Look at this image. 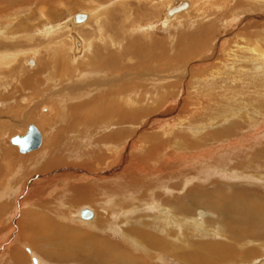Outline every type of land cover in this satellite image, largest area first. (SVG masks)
Instances as JSON below:
<instances>
[{
    "label": "rangeland",
    "instance_id": "obj_1",
    "mask_svg": "<svg viewBox=\"0 0 264 264\" xmlns=\"http://www.w3.org/2000/svg\"><path fill=\"white\" fill-rule=\"evenodd\" d=\"M179 1H188L192 4L191 7L194 6L186 10L187 12H183L184 14L181 13L177 15L176 18L167 23L166 16L168 10ZM228 1H230L232 5L235 3L234 1H236V4L238 1V4H241V2L254 3L260 7L258 10L254 11H240L238 9L240 13H235V16L231 15V17L243 20L244 23H241V26L238 24L235 27H231L230 24L235 25L236 22L231 23V18L229 19L227 7H231L232 5L229 4L230 2ZM4 5L7 4H0V9L3 10V12L0 13V57H6L11 64H0V85L2 86H0V97L2 94L4 96V92L6 91H12V97H10V102L7 100L5 103L8 108L6 109V113H3L5 112V108L0 111V128L4 126L9 128L4 134H2V130L0 129V147L2 142L5 148L12 151V156L16 157V160H20L19 162L16 161V169H20V171L18 170L16 172V181L21 180L19 179L21 176L26 179L25 181H21V183L34 179L33 177L36 175L39 179H34V182L30 181L29 189L21 198L17 199V209L15 210L17 214L15 216L17 222L16 229H18L12 234V229L7 227L9 224L7 220L9 218L5 220V215L3 216L4 218L2 217L0 220L2 224L0 228L6 230L0 234V264H5L3 261L7 262L13 260H18L20 264H34V258L37 259V264H85L80 262L79 259L78 261L76 257H70L69 259L60 257L65 251L68 252L69 250L72 252L71 255L73 253L78 254V258H88L90 261H88L89 264H94V262L97 261L93 259V257H95L94 251L96 250V246L101 247L102 243L122 245L124 252L128 254L127 258H131L136 262L140 260L139 262L143 264H185L186 260H189V263H191L190 260H192L199 264H218L223 260V264H264V216L256 220L257 210H255V220L253 221V217L242 216L238 213L240 212L239 208L243 207V205L239 203H236V206L228 204L226 213L230 211L231 214H233L231 217L236 218V223L233 224L231 220H224L223 215L218 210H213L205 205V200L203 201L199 197L202 191H214L216 188L215 190L226 194L224 198H228L230 195L232 198L234 193L235 195H239L243 193L251 194L250 192H252V194L254 193L258 198V204L264 201V178H260L261 175L264 176V167H261L264 165V86H258L250 79L252 76L251 73L255 72L263 63L260 54L262 53L263 55L264 53V43L262 45V43L256 40L261 33L264 35V32H262L264 29L259 27V29L257 27L254 29L245 28L249 22H252L250 20L251 16H260L261 20L264 22V0H54L49 2V4H42L40 0H18V3L16 2L12 6H5V8H2ZM43 7L48 9V11L52 10L54 12V10H56L57 14L59 13L56 18H52L53 20L50 19L48 21V25H57L59 27V32H63L64 30L63 41L67 43L68 48H71V46L73 47V38L76 36L79 40L85 39V41H87L88 45H90L88 49L92 53H94L95 50L99 52H105V50H109L106 52L114 53L124 52L122 53L123 58L118 60V63H112L115 69L116 65L119 69H125L126 73L123 77H121V79L119 78L117 81L114 77H111L110 73H106L108 77L104 75H95L101 70V67L95 65L96 67L93 70L94 73L87 74L84 80L89 83L94 81V83L97 84H94V87L92 86L93 88L83 84V88L79 91L78 89L68 88L69 86H67V84L61 85V88H58V80H56V82H49L51 80L47 78L49 77L48 73H52V71L49 72L48 69H44L42 72L43 74L37 73L35 77L33 74L37 69L42 68L43 64L49 61V64L52 63L53 68V62L56 60L55 48L53 46L49 47V45H53L54 37L45 34L46 30H48L51 25L44 26L45 28L43 27V29V21L39 17V10ZM192 9H194L195 12ZM225 10L226 14H224ZM202 11H204V13ZM79 13H85L87 19L81 24H74L72 18ZM244 18H249V20L246 21ZM68 23L72 25L69 26ZM102 24L104 26H101ZM133 28L135 31L132 30ZM260 29L262 31H260ZM219 46H222V48ZM76 48L78 47L76 46ZM23 49L25 51L22 52ZM244 49H247L245 51L246 53ZM72 50L71 48L70 54L72 59L70 62H65L68 68L75 67L74 65L76 64L74 62L77 61ZM89 51H85L86 55L85 58H82L83 60H81V63L91 62L97 64L99 61L98 55L89 54ZM182 53L183 55H187L184 57ZM221 53L223 55H232V57H222ZM178 55L180 57H178ZM234 55H238V59L237 57L235 59V57H233ZM188 56L192 58L189 59ZM248 57L259 59H255L256 61H254L250 60L251 58L249 59ZM233 60H240L239 63H241L239 64L237 63L238 61ZM31 61L34 62V66H31ZM226 61L230 64L232 61V66ZM254 62L256 65L259 64L256 66L253 64ZM233 64L235 65V69H231V67L234 66ZM61 65L63 66V63H61L60 66ZM254 66H256L255 69ZM233 70L236 76L233 75ZM236 72L242 75L239 76ZM248 73L250 74V82H248V77L245 76ZM32 78L33 80L34 78L38 79L33 81ZM82 78L80 79L79 77V83H82L80 82ZM113 79H115L117 83ZM234 79L237 82H235ZM10 80L14 81L12 82ZM1 81H3V83ZM29 81L32 82L30 83ZM239 81L241 82L239 83ZM35 82L37 84L38 82L42 83L38 87V90H36L38 85ZM23 84H28L30 86H28L26 90H23ZM115 84L118 85L115 86ZM225 84L227 85L225 86ZM47 87H52V89L42 97L38 96L41 94L40 92L45 91ZM165 87L167 88L165 89ZM77 88H79V86H77ZM119 88L122 89L121 95H123L126 100L124 103L128 117H134V114H138V111L139 113L140 111L141 113L145 112L148 110L146 107L153 108L156 106L155 111L151 113L152 115L146 116L144 118L145 120L143 119L141 123L138 122L136 125V122L134 120L131 122L130 119L129 122L126 123L125 135H123V137L124 139L126 138L125 145H131V148H129L126 166H123L122 174L124 175V179L119 176L118 172L110 171L109 167L107 169L109 170L108 173L101 174V169H98L93 163H96L94 160L100 158V156L106 155L107 152L117 151V149H112L110 146L103 145L101 147L97 144L100 135H108L115 132V125L113 127L110 126L111 128L109 126H101L96 130L93 129V133L94 130L96 131L93 135L96 140H92L91 143L95 141L97 147L91 148V155L95 156V158L93 162H88L91 165V167H88L90 170H93L92 172L88 171V167L85 164H76V166L68 164L61 165L59 166L60 168L49 171L44 175H39L38 173H36V175L33 174L40 161L43 162L45 159L49 160L50 157L46 152L61 146L63 147L61 148L62 150L66 149V146L62 144L67 143V139L60 135H62V133L65 134L64 129L67 124H69L67 121L73 106L87 103L91 105L89 111L94 116L96 114L98 115L101 109L106 107V105L115 106L120 103L118 100H114L98 106L99 104H94L92 99L100 96V91H104V89H108L116 94ZM238 90L240 92H238ZM210 91L212 94L209 93ZM80 92H82V95H80ZM35 96H37V98ZM127 100L129 103H127ZM5 104L2 103V99H0V109L4 107ZM251 105L252 107H250ZM70 107L72 109H69ZM260 108L261 113L259 112ZM81 113L83 115L86 112L81 110ZM60 114L65 117L63 116L62 119H59L58 117ZM41 117H43V120ZM40 119L42 121H40ZM191 122L193 124H191ZM30 124L34 125L42 134V144L38 150L22 154L19 148L12 144L11 140L15 136L26 134ZM254 127H258L259 129L256 130L261 129L262 132L259 133L260 135L257 134L253 142L249 141L248 144H245L243 147L244 154L240 156L241 158L239 157L240 160L236 159V167L233 163L228 161L223 164V166L228 168L224 176L220 172L216 173L213 171L215 169L214 167H217L215 166V161L211 160L210 164L213 163L214 165H208L209 168L206 167V165L201 166L202 164L199 166L202 160H200L197 155L193 156L194 151H198L200 148L204 149L203 147L211 148L214 142L220 141L226 143L234 139L238 140L245 137L247 135L245 133L254 130ZM222 131H228V133H225L227 136L224 134L225 136L223 139L221 138L219 141L213 140V143L211 141H207V143L204 142L199 149H181L182 145L186 142H193L194 140L199 141L202 138L204 139L205 135L207 136L209 133L208 136ZM224 139L228 140H225V142ZM79 142H81V140H79ZM77 143L78 142H75V140L71 141V148L69 151L71 154L67 153V150L64 151L66 152L64 153L65 158H69V155H72L70 158H77H69L67 159V163L80 162L78 160L80 150L77 148ZM151 147L155 149L159 147L157 150L158 152L160 151V155L165 148L162 154H165L166 151L174 157L165 155L170 156L171 159L173 158L170 160L174 161L170 162V165H172L170 167L174 169L173 174H162L165 169L158 157L150 158L149 161L147 159H142L141 164L135 160L136 157L143 158L145 154H147L146 151ZM172 152H174L175 155ZM182 152L183 155H181ZM185 152H189L192 156L189 153H187V155ZM177 153L181 155V157L178 156ZM254 156H256L257 159H255ZM31 158H33V161L29 160L25 162V159ZM251 158H254V162L258 165L259 169L254 168L252 169L253 171L249 172L248 168L250 162H252ZM143 162L144 164H142ZM151 162L157 164L156 170L151 166ZM145 164H147L146 169H139L141 167L140 165L144 166ZM149 166L152 167L153 170H147ZM22 167L29 173L23 174L24 171L21 170ZM229 168L233 171L236 169V173L235 171L234 173L230 171ZM175 169L179 170L175 171ZM41 170L37 172H42ZM56 170L57 172H55ZM65 170H74L77 172L72 173L70 171L68 173ZM208 170H210V172H206ZM219 174H221V176H219ZM235 174H237L238 179ZM23 175H28V178ZM258 175L260 176L255 177ZM245 178L248 179V182ZM190 179L194 181L192 182ZM21 183L18 182V184ZM79 185H86V188L91 186L97 188L94 192L90 191V198L85 203L75 200L72 192H70L74 186ZM120 185H124V188H127V190L123 192L124 194L116 189L120 187ZM104 187L108 189L114 187V189L108 191V189H104ZM188 190H190L189 194ZM17 194L20 195L17 192L14 198L18 196ZM14 198L10 200H7L8 198H0V208L3 207L6 201L10 202L11 207V201L13 200L12 202H14ZM192 200L197 203H193ZM152 201L159 202L158 205L164 208L168 207L166 209L169 213H166V215H170L175 221L170 228L165 225L163 226L161 222L156 219L158 217L157 210L147 207L149 204L150 206L152 205ZM245 201H247L246 198L242 200V203ZM178 202L179 204H177ZM220 203L223 205L227 204L224 199L220 200ZM180 205L181 207L190 206V208H188L189 210H187V208L183 210L180 208ZM10 207L9 209H11ZM83 207L92 208L96 212V219L101 221V223L98 220L92 221L93 224L91 222H81L84 220L80 219L79 211L81 210L80 208ZM176 208H178V210ZM150 209H152V211ZM199 209L207 213L202 221L204 230H198L195 227L197 226L195 220H198L196 210ZM27 211L29 212L28 214L32 215L33 213L31 218L34 223L36 222L35 225H32V227L28 229L19 225L20 220H25L22 216ZM111 211H114L115 214H111ZM174 215H176V217ZM34 216L35 218H33ZM41 218L44 220L48 219V223L45 222L43 225H40L39 219ZM29 222L32 224L31 221ZM55 226L63 227V229L61 230L59 228L58 230ZM242 230H245V233ZM137 231H142L154 236L157 240L171 247V249L179 252L178 254H180V256L182 254L183 256L181 257L186 256V260H181V258L173 255V250L171 253H166L164 250L160 251L159 249L152 250L148 248V246L134 235V232ZM230 231H236V236L238 237L236 238V242L232 240L229 241L227 234L231 233ZM253 234L255 236L257 234V237H259L260 240L258 239V242L253 241ZM245 237L247 238L244 239ZM93 239L101 241L100 245ZM7 240H10V242ZM209 243L225 245L226 247L221 251V256L223 252L224 257L222 258L220 255L214 254L210 255L211 257L207 255V257L204 258L203 255L206 254L205 250L194 246ZM49 245H51V247ZM209 258L211 259L210 261H208Z\"/></svg>",
    "mask_w": 264,
    "mask_h": 264
},
{
    "label": "bare ground",
    "instance_id": "obj_2",
    "mask_svg": "<svg viewBox=\"0 0 264 264\" xmlns=\"http://www.w3.org/2000/svg\"><path fill=\"white\" fill-rule=\"evenodd\" d=\"M41 1V3L42 4H49V2H51V1H54V0H40ZM152 1V0H151ZM195 1V0H194ZM222 1H224V0H222ZM233 1V0H232ZM18 3V0H0V4H2V3H5V4H7V5H4L2 8H5V6H12L14 3ZM154 2V1H153ZM186 2H188V1H186ZM203 2V1H202ZM213 2H215V1H213ZM226 2V1H225ZM224 2V3H225ZM228 2H230V1H228ZM235 2V3H234ZM233 3V5L231 4V2L229 3V4H231L232 6L230 7V6H228L227 8H228V11H229V19H230V21H231V23L232 22H236V24L235 25H232V24H230L231 25V27L232 26H236V25H238V24H240V26L242 25L241 23H244V21L243 20H239V19H236V18H232L231 17V15H234L235 16V13H240V11H246V10H252V11H254V10H258V8L260 7V6H258V5H256V4H254V3H242L241 2V4H238V1H237V4H236V1H234ZM175 3V2H174ZM189 4H190V7H191V3L190 2H188ZM223 3V2H222ZM221 3V4H222ZM150 4H151V2H150ZM219 4V3H218ZM226 4V3H225ZM149 5V4H148ZM205 5V4H204ZM152 6V5H151ZM194 6V5H193ZM193 6L191 7V8H193ZM201 6V5H200ZM220 6V5H219ZM239 6V7H238ZM262 7V6H261ZM213 8V7H212ZM263 8V7H262ZM240 11H239V10ZM58 10V9H57ZM154 10V9H153ZM192 10H194V9H192ZM220 10H222V9H220ZM198 11V10H197ZM3 12V10L2 9H0V13H2ZM55 12V13H54ZM54 12L51 10H49L48 11V9H46L45 7H43V8H41V10H39V17L42 19V21H43V23H42V28L45 26H49V25H51V27L48 29V30H46V35H51V36H53L54 37V42H53V45H49V47L50 46H53L55 49L54 50H56V60H54V62H53V68H52V63L51 64H49V61L48 62H46L45 64H43V63H41V64H43V66L42 65H40V66H42V68H39V69H37L36 71H35V73H34V71H33V75L36 77V74L38 73V74H43L42 72L44 71V69H48L49 70V72L50 71H52V73H48L49 75V77H47L48 79H50L51 81H49V82H56V80H58V85H57V87L58 88H61L60 86L61 85H64V84H67V86H69L68 88H71V89H78V91L79 90H81V88H83V84H86V86H89V87H94V84H97V83H94V81L91 83H89V82H85V80L84 79H86V77H87V74H93L94 72H93V70L95 69V65H97L98 67H101V70L98 72V73H96L95 75H104V76H107V74L106 73H110V75H111V77H114L117 81L119 80V78L121 79V77H123V75L126 73L125 72V69H122V68H117V63H118V60H120L121 58H123V54L122 53H124V52H116V53H114V52H106V51H109V50H105V52H103V51H101V52H99V51H94V53H92V52H90L89 51V46L90 45H88V43H87V41H85V39L84 40H79L76 36L73 38V47L71 46V48L73 49L72 50V53L75 55L74 57H76V62H74L76 65H74L75 67H72V68H68V66L66 65V63L65 62H70V60L72 59V57H71V48L69 49L68 48V45H67V43L66 42H64L63 41V36H64V30H63V32L61 31V32H59L58 30H59V27L57 26V25H52V24H49L48 25V21L51 19V20H53L52 18H56V16L59 14H57V12H56V10H54ZM184 12H187V11H184ZM193 12V11H192ZM194 12H195V10H194ZM203 13H204V11H202ZM222 12V11H221ZM156 13V12H155ZM181 13H183V12H180V13H176L175 15H173L170 19H167L166 21H167V23H168V21H172V19H174V18H176L177 17V15H179V14H181ZM223 13V12H222ZM184 14V13H183ZM194 14V13H193ZM218 14H219V12H218ZM224 14H226V10H225V13ZM228 14V13H227ZM221 16V15H220ZM29 17V16H28ZM31 17V16H30ZM90 17V16H89ZM225 17V16H224ZM198 19V18H197ZM222 19V18H221ZM220 19V20H221ZM228 19V20H229ZM244 19H246V21L247 20H249V18H244ZM263 19H264V17H263ZM219 20V21H220ZM250 20L252 21L251 23L249 22V24L248 25H246L245 26V28L246 29H250V28H252V29H254V28H261V29H264V22L261 20V17L260 16H251L250 17ZM56 21V20H55ZM71 22V21H70ZM138 22V21H137ZM151 22H152V20H151ZM239 22V23H238ZM132 23H134V22H132ZM163 23H165V22H163ZM66 24V23H65ZM75 24V23H74ZM101 24V23H100ZM149 24V23H148ZM166 24V23H165ZM68 25L69 26H71L72 24H69L68 23ZM99 25V24H98ZM7 26V25H6ZM63 26H65V25H63ZM101 26H104L103 24L101 25ZM141 26V25H140ZM44 27V28H45ZM132 27V26H131ZM10 28H12V27H10ZM43 28V29H44ZM100 28V27H99ZM147 28V27H146ZM258 28V29H259ZM65 29V28H64ZM141 29V28H140ZM145 29V28H144ZM260 29V31H262ZM15 30V29H14ZM68 30V29H67ZM133 31H135V29L133 28L132 29ZM131 30V31H132ZM259 31V32H260ZM12 32V31H11ZM43 32V31H42ZM141 32H143V31H141ZM262 32H264V31H262ZM8 34V33H7ZM12 34V33H11ZM142 34V33H141ZM13 35V34H12ZM143 35V34H142ZM259 35V34H258ZM8 36V35H7ZM195 36H196V34H195ZM109 37V36H108ZM243 37V36H242ZM8 38H9V36H8ZM50 38V37H49ZM81 38V37H80ZM112 38V37H111ZM118 38V37H117ZM244 38V37H243ZM256 38V37H255ZM254 38V39H255ZM6 39V38H5ZM10 39V38H9ZM119 39V38H118ZM121 39V38H120ZM216 39V38H215ZM218 39V38H217ZM117 40V39H116ZM253 40V39H252ZM12 41V40H11ZM115 41V40H114ZM216 41V40H215ZM221 41V40H220ZM257 42H259V43H262V45H263V43H264V35H262V33H261V35H259L258 37H257V40H256ZM78 42H80L81 43V48L80 49H78L77 50V48H76V44L78 43ZM197 42V41H196ZM5 43V42H4ZM91 43H93V42H91ZM116 43V42H115ZM122 43V42H121ZM188 43V42H187ZM225 43V42H224ZM249 43V42H248ZM253 43V42H252ZM74 44H75V49H74ZM213 44H214V42H213ZM229 44H231V43H229ZM228 44V45H229ZM251 44V43H250ZM192 45V44H191ZM221 45V44H220ZM241 45V44H240ZM257 45V44H256ZM11 46V45H10ZM194 46V45H193ZM212 46V45H211ZM116 47V46H115ZM118 47V46H117ZM216 47V46H215ZM220 47V46H219ZM114 48V47H113ZM220 48H222V46L220 47ZM250 48V47H249ZM106 49V48H105ZM108 49V48H107ZM256 49V48H255ZM1 50V49H0ZM89 51L90 53L89 54H94V55H98V58H99V61L97 62V64H93V63H91V62H88V63H81L82 61L81 60H83L82 58H85V55H86V52L85 51ZM91 50H92V48H91ZM118 50V49H117ZM116 50V51H117ZM120 50V49H119ZM247 50V49H246ZM245 49H244V52L246 51ZM23 51H25L24 49L22 50V52ZM53 51V50H52ZM112 51V50H111ZM121 51V50H120ZM187 51V50H186ZM223 51V50H222ZM228 51V50H227ZM231 51H233V50H231ZM257 51V50H256ZM6 52H9V51H6ZM35 52H36V50H35ZM34 52V53H35ZM218 52V51H217ZM228 52H230V51H228ZM234 52V51H233ZM238 52H239V50H238ZM263 52V51H262ZM11 53V52H10ZM14 53V52H13ZM18 53V52H17ZM25 53V52H24ZM38 53V52H37ZM36 53V54H37ZM42 53V52H41ZM85 53V54H84ZM186 53V52H185ZM207 53V52H206ZM210 53V52H209ZM212 53V52H211ZM226 53V52H225ZM241 53H242V49H241ZM246 53V52H245ZM19 54V53H18ZM82 54V55H81ZM208 54V53H207ZM217 54V53H216ZM222 54V53H221ZM223 54H224V52H223ZM222 54V57L224 56H230V55H223ZM227 54V53H226ZM229 54V53H228ZM231 54H232V52H231ZM233 54H236V53H233ZM251 54V53H250ZM256 54V53H255ZM260 54V53H259ZM58 55V56H57ZM168 55V54H167ZM182 55H183V53H182ZM187 54H185V55H183L184 57L186 56ZM191 55V54H190ZM206 55V54H205ZM244 55V54H243ZM3 56V55H2ZM8 56V55H7ZM13 56V55H12ZM25 56V55H24ZM33 56V55H32ZM35 56V55H34ZM193 56V55H192ZM238 55H234L233 57H235V59H236V57H237ZM240 56V55H239ZM250 56H254V55H250ZM260 56H262V58H261V60H262V62L264 63V53H263V55H262V53L260 54ZM259 56V57H260ZM168 57V56H167ZM178 57H180L179 55H178ZM184 57H183V59H184ZM189 57V56H188ZM230 57H232V55L230 56ZM16 58V57H15ZM192 57H189V59H191ZM229 58V57H228ZM250 60H254V61H256L257 59H259V58H255V57H253V58H255V59H252V57H248ZM0 64L1 65H5L6 63H8V65H10L11 64V62H9L8 61V59L6 58V57H3V58H1L0 57ZM165 59V58H164ZM203 59V58H202ZM232 59V58H231ZM237 59H238V57H237ZM240 59V58H239ZM146 60V59H145ZM217 60V59H216ZM226 60H228V59H226ZM230 60V59H229ZM73 61V60H72ZM185 61V60H184ZM204 61V60H203ZM233 61H238V60H233ZM240 61V60H239ZM239 61L237 62V63H239ZM244 61V60H243ZM248 61V60H247ZM20 62V61H19ZM115 63V62H117L115 65H116V69H115V66L112 64V63ZM227 63H228V61H226ZM37 63H38V60H37ZM61 63H63V66L61 65L60 66V64ZM201 63V62H200ZM241 63V62H240ZM239 63V64H240ZM262 63V65H260L259 67H258V69H256L255 70V72H253V73H251V78H250V74L248 73V74H246L245 76L246 77H248V82H250V80H249V78L251 79V81L253 82V83H255V84H257L258 86H260V85H262V86H264L263 84H264V64ZM167 64V63H166ZM228 64H230V63H228ZM253 64H255V62L253 63ZM252 64V65H253ZM259 64V63H258ZM257 64V65H258ZM68 65H69V63H68ZM193 65V64H192ZM196 65V64H195ZM194 65V66H195ZM203 65V64H202ZM234 65V64H233ZM256 65V64H255ZM256 65V66H257ZM34 66V65H33ZM60 66V67H59ZM168 66V65H167ZM220 66V65H219ZM229 66V65H228ZM230 66H232V61H231V64H230ZM229 66V67H230ZM256 66H254V69L256 68ZM45 67V68H44ZM235 67V65L233 66V67H231V69L232 68H234ZM246 67V66H245ZM243 68V69H246V68ZM171 68V67H170ZM178 68V67H177ZM1 69V68H0ZM84 69H85V71H84ZM145 69V68H144ZM228 69H230V68H228ZM235 69V68H234ZM237 69V68H236ZM250 69V68H249ZM253 69V70H254ZM173 70V69H172ZM178 70H180V69H178ZM185 70V69H184ZM242 70V69H241ZM240 70V71H241ZM246 70H248V69H246ZM252 70V69H251ZM250 70V71H251ZM32 71V70H31ZM181 71H182V69H181ZM186 71V70H185ZM184 71V72H185ZM234 71V70H233ZM232 71V72H233ZM238 71V70H237ZM239 71V72H240ZM2 72V71H1ZM4 72V71H3ZM5 72H7V71H5ZM157 72V71H156ZM161 72V71H160ZM168 72V71H167ZM178 72V71H177ZM230 72H231V70H230ZM14 73H16V72H14ZM137 73V72H136ZM148 73V72H147ZM159 73V72H158ZM173 73V72H172ZM182 73V72H181ZM214 73V72H213ZM235 73V71L233 72V75H235L234 74ZM238 72H236V74H237ZM241 73V72H240ZM13 74V73H12ZM20 74V73H19ZM134 74V73H133ZM155 74V73H154ZM185 74V73H184ZM218 74V73H217ZM239 74V73H238ZM237 74V75H238ZM5 75V74H4ZM8 75V74H7ZM129 75V74H128ZM146 75V74H145ZM170 75V74H169ZM195 75V74H194ZM211 75V74H210ZM222 75V74H221ZM228 75V74H227ZM240 75H242V74H239V76ZM13 76V75H12ZM38 76V75H37ZM146 76H148V75H146ZM160 76V75H159ZM167 76V75H166ZM212 76V75H211ZM216 76V75H215ZM218 76V75H217ZM231 76V75H230ZM236 76V75H235ZM234 76V77H235ZM79 77H80V79L82 78V81L80 80V82H82V83H79ZM108 77V76H107ZM110 77V76H109ZM125 77V76H124ZM242 77V76H241ZM10 78V77H9ZM132 78H133V76H132ZM136 78V77H135ZM168 78V77H167ZM169 78H170V76H169ZM224 78H226V77H224ZM21 79V78H20ZM36 79H38V78H34V80H36ZM101 79V78H100ZM115 79H113V80H115ZM160 79V78H159ZM227 79V78H226ZM17 80H18V78H17ZM28 80V79H27ZM32 80H33V78H32ZM33 80V81H34ZM116 80H115V82H116ZM224 80V79H223ZM10 81H14V80H10ZM20 81V80H19ZM25 81V80H24ZM78 81V82H77ZM88 81V80H87ZM123 81V80H122ZM157 81V80H156ZM155 81V82H156ZM232 81V80H231ZM230 81V82H231ZM234 81L235 82H237L235 79H234ZM233 81V82H234ZM241 81H243V80H241ZM241 81H239V83L241 82ZM247 81V80H246ZM2 83H3V81H1ZM30 82V81H29ZM32 82V81H31ZM30 82V83H31ZM39 82H41V81H39ZM38 82V86L36 87L37 89L36 90H38L39 88V86H40V84H42V83H39ZM44 82H46V81H44ZM64 82V83H63ZM124 82H125V80H124ZM217 82V81H216ZM28 83V82H27ZM29 83V84H30ZM47 83H48V81H47ZM117 83V82H116ZM132 83V82H131ZM222 83V82H221ZM33 84V83H32ZM78 84H80V85H78ZM149 84V83H148ZM5 85V84H4ZM56 85V84H55ZM118 85V84H117ZM116 84H115V86H117ZM122 85H125V84H122ZM227 84H225V86H226ZM245 85H247V84H245ZM1 86V85H0ZM23 87V90H26L27 88H28V86H30V85H28V84H23L22 85ZM77 86H79V88H77ZM112 86H114V85H112ZM138 86V85H137ZM208 86V85H207ZM257 86V87H258ZM2 87V86H1ZM56 87V86H55ZM92 87V88H93ZM104 87V86H103ZM160 87V86H159ZM210 87V86H209ZM236 87V86H235ZM252 87V86H251ZM63 88V87H62ZM113 88V87H112ZM157 88V87H156ZM167 87H165V89H166ZM12 89V88H11ZM50 89H52V87L50 88H48L47 87V89L45 90V91H42V92H40L39 94L40 95H38V96H40V97H42L43 95H45ZM57 89V88H56ZM101 89V88H100ZM217 89H219V88H217ZM216 89V90H217ZM234 89V88H233ZM113 90V89H112ZM163 90V89H162ZM240 90V89H239ZM238 90V92H240ZM258 90V89H257ZM261 90H262V88H261ZM212 91V90H211ZM211 91L209 92L210 94H212L211 93ZM219 91V90H218ZM11 92L12 91H6V92H4L5 94H4V96H3V94L1 95V97H0V99H2V103H6V101L8 100L9 102L11 101V98L10 97H12V94H11ZM39 92V91H38ZM101 93H100V96H98V97H95V98H93L92 99V101H93V103L94 104H99L98 106H100V104H105V103H108V102H110V101H114V100H118L119 101V103L120 104H118V105H115V106H113V105H106V107H103L102 109H101V111H100V113L97 115H93L89 110H90V108H91V105H89V104H79V105H76V106H73V109L70 107L69 109H72V112H71V114H70V117H69V119H68V123L69 124H67V126L65 127V129H64V133L65 134H63L62 133V135H60V136H62L63 138H65V139H67V143H63L62 145H64V146H66V149H61V148H63L62 146L61 147H55L53 150H49L48 152H46L48 155H49V160L48 159H45V161L43 160V162L42 161H40L39 162V165L35 168V173H33V174H35L36 175V173H38L39 175H44L45 173H48L49 171H52V170H55V169H57V168H60L59 166H61V165H68V164H71L72 166H76V164H85V165H87V167L89 166V167H91V165L88 163V162H93V160H94V158H95V156H92L91 155V148L93 149V148H95V147H97V144L98 145H100L101 147L103 146V145H107V146H110V147H112V149H117V151L115 150V151H110V152H107V154L106 155H103V156H100V158H97L96 160H94V161H96V163L95 162H93L94 163V165L98 168V169H101V174H105V173H108V171L110 170V171H115V172H118V174H119V176H121L123 179H124V175L122 174V172H123V166L126 164V162H127V157H128V152H129V148H131L130 146L131 145H129V146H127V145H125V143H126V138L124 139V137H123V135H125L124 134V131H125V129H126V123L127 122H129V119L131 120V122H132V120H134L135 122H136V125H137V123L139 122V123H141L142 121H143V119L146 117V116H149V115H152L151 113H153L154 111H155V107L156 106H154L153 108L151 107V108H148V107H146L148 110H146L145 112H142L141 113V111H140V113H139V111H138V114H134V117H132L131 118V116L130 117H128V115L126 114V109H125V98H124V96L123 95H121V93H122V89L121 88H119L118 89V92H116V94H114V93H112V91H109L108 89H104V91H100ZM206 92H207V90H206ZM214 92V91H213ZM244 92V91H243ZM242 92V93H243ZM1 93V92H0ZM112 93V94H111ZM205 93V92H204ZM259 93V92H258ZM85 94V93H84ZM148 94V93H147ZM203 94V93H202ZM201 94V95H202ZM206 94V93H205ZM208 94V93H207ZM245 94V93H244ZM248 94V93H247ZM246 94V95H247ZM251 94V93H250ZM52 95H55V94H52ZM80 95H82V92H80ZM191 95V94H190ZM213 95H215V94H213ZM212 95V96H213ZM220 95V94H219ZM222 95H223V93H222ZM235 95H236V93H235ZM239 95V94H238ZM264 95V94H263ZM75 96V95H74ZM140 96V95H139ZM217 96V95H216ZM224 96V95H223ZM36 98H37V96H35ZM48 98V97H47ZM211 98V97H210ZM209 98V99H210ZM135 99V98H134ZM129 100V99H128ZM128 100H127V103H129L128 102ZM143 100V99H142ZM159 100V99H158ZM207 100V99H206ZM214 100V99H213ZM252 100V99H251ZM250 101V100H249ZM262 101V100H261ZM140 102H141V100H140ZM248 102V101H247ZM252 102H254V101H252ZM259 102V101H258ZM126 103V104H127ZM151 103V102H150ZM210 103V102H209ZM260 103V102H259ZM131 104V103H130ZM154 104V103H153ZM249 104V103H248ZM256 104H258V103H256ZM263 104V103H262ZM137 105V104H136ZM139 105V104H138ZM217 105V104H216ZM250 105V104H249ZM135 106V105H134ZM133 106V107H134ZM263 106V105H262ZM261 106V107H262ZM136 107V106H135ZM144 107V106H143ZM207 107H209V106H207ZM250 107H252V105L250 106ZM255 107V106H254ZM264 107V106H263ZM5 108V112H3L4 114L6 113V109H8L7 107H6V104H5V106L4 107H2L1 109H0V111H2V109H4ZM256 108V107H255ZM218 109V108H217ZM263 109V108H262ZM43 110V109H42ZM81 110H83V112H86V113H84L83 115H82V113H81ZM88 110V111H87ZM177 110V109H176ZM251 110V109H250ZM43 111H45V110H43ZM173 111V110H172ZM253 111H254V109H253ZM158 112V111H157ZM257 112V111H256ZM260 113H261V108H260V111H259ZM1 113V112H0ZM9 113V112H8ZM36 113H37V111H36ZM134 113V112H133ZM234 113V112H233ZM254 113V112H253ZM252 113V114H253ZM249 114V113H248ZM257 114V113H256ZM7 115V114H6ZM5 115V116H6ZM32 115V114H31ZM230 115V114H229ZM251 115V114H250ZM33 116H35V115H33ZM42 116V115H41ZM64 116V115H63ZM63 116L60 114V116L58 117L59 119H62L63 118ZM159 116V115H158ZM263 116V115H262ZM2 117V116H1ZM65 117V116H64ZM229 117V116H228ZM259 117V116H258ZM7 118H8V116H7ZM42 118V120H43V117H41ZM225 118V117H224ZM232 118V117H231ZM236 118H238V117H236ZM245 118V117H244ZM30 119H31V117H30ZM214 119V118H213ZM241 119V118H240ZM254 119V118H253ZM256 119V118H255ZM41 119H40V121H42ZM145 120V119H144ZM248 120V119H247ZM257 120V119H256ZM255 121V120H254ZM148 122V121H147ZM151 122H153V121H151ZM214 122H216V121H214ZM213 122V123H214ZM251 122V121H250ZM253 122V121H252ZM263 122V121H262ZM197 123V122H196ZM246 123H247V121H246ZM249 123V122H248ZM261 123V122H260ZM191 124H193L192 122H191ZM116 126V129H115V132L113 133V134H108V135H100L99 136V140H98V142H97V144L95 145V141H93V143H91V141L92 140H96L95 139V136H93L94 134H95V130L97 129V128H100L101 126H104V127H110V126ZM176 125V124H175ZM178 125V124H177ZM263 125H264V123H263ZM134 126V125H133ZM139 126V125H138ZM177 127V126H176ZM211 127V126H210ZM111 128V127H110ZM138 128V127H137ZM171 128V127H170ZM253 128V127H252ZM252 128H251V130H252ZM1 130H2V134H4L5 132H7L8 131V129L9 128H7L6 126H4V127H1L0 128ZM93 129H95L94 130V133H93ZM106 129V128H105ZM201 129V128H200ZM256 129H259L258 127H254V130H252V131H250V132H248V133H245V134H247L245 137H242V138H240V139H238V140H236V139H234V140H232V141H228V142H226L225 140H228V139H224V141L226 142V143H222V142H220L219 140H221V138L223 139V137L228 133V131H222V132H216V133H213L212 135H210V136H206L205 135V138L203 139H200L199 141L198 140H194L193 142H186L185 144H183L182 145V147H181V149H184L185 148V150H189V149H199L200 148V146L202 145V143H207V141H219V142H214V143H216V144H214L213 142V144H212V146H211V148L209 147V148H207V147H203L204 149H202V148H200L198 151L196 150V151H194L193 152V156L194 155H197L198 157H199V159L200 160H202L200 163H199V166L201 165V166H204V165H206V167H208L209 168V166L208 165H212V164H210V162H211V160H213V161H215L216 163H215V166H217V167H214L215 169L213 170V168H212V170L213 171H215L216 173L217 172H220L223 176L226 174V170L228 169L226 166H223V164L224 163H226V161H228V162H230V163H233L234 164V166L236 167V159H238V160H240V156L242 155V154H244V146H245V144H248L249 143V141L250 142H253L254 141V139H255V137L257 136V134H259V133H261L262 131H261V129L260 130H256ZM262 129H263V127H262ZM6 130V131H5ZM101 130V129H100ZM109 130V129H108ZM248 130V129H247ZM114 131V130H113ZM184 131V130H183ZM182 131V132H183ZM200 131V130H199ZM245 132V131H244ZM264 132V131H263ZM105 133V132H104ZM186 133V132H185ZM226 133V134H225ZM201 134V133H200ZM225 134V135H224ZM25 134H21V135H18V136H24ZM128 135H129V133H128ZM131 135H132V133H131ZM260 135V134H259ZM90 136H92V137H90ZM130 136V135H129ZM128 136V137H129ZM156 136V135H155ZM154 136V137H155ZM202 136H204V135H202ZM227 136V135H226ZM244 136V135H243ZM43 137V136H42ZM158 137V136H157ZM261 137H262V135H261ZM104 138V139H103ZM201 138V137H200ZM226 138V137H225ZM228 138V137H227ZM61 139V138H60ZM130 139V138H129ZM129 139H127V140H129ZM152 139V138H151ZM154 139V138H153ZM171 139V138H170ZM173 139V138H172ZM230 139V138H229ZM72 140H75V142H78L77 143V148L80 150L79 151V154H78V160L80 161V162H78V163H76V162H72V163H67V159H69L70 157H72V155H69V158L68 157H64L65 156V154L64 153H70L69 151H70V148H71V141ZM79 140H81V142H79ZM155 140V139H154ZM191 140V139H190ZM189 140V141H190ZM173 141V140H172ZM175 141V140H174ZM184 141V140H183ZM155 142V141H154ZM128 143V142H127ZM180 143V142H179ZM2 142H1V147H0V198H8L7 200H10V199H13L14 198V196L16 195V193L18 192L20 195H18V196H16L15 198H14V202H12L11 201V207H10V202H8V201H6L5 202V204H3V207L2 208H0V220H1V218L3 217V216H5L6 215V217H5V220L6 219H8L7 221L9 222V224L7 225V227L8 228H11L12 229V234L18 229H16V214H17V212H15V210L17 209V206H16V204H17V199L18 198H21L23 195H24V193L29 189V187H30V181H32V182H34V179H36V180H38L39 179V177L37 178L36 176H34L33 178L34 179H32V180H29V181H26L25 183L23 182V183H21V181H25L26 179H24V178H22V176L21 177H19V179H21V180H19V181H16L15 179V176H16V172L19 170L20 171V169H16L17 167V163H16V161L17 162H19L20 160L19 159H17L16 160V157H13L12 156V154H11V152L12 151H10L8 148H5V146H4V144H3V146H2ZM138 144V143H137ZM257 144V143H256ZM73 145V144H72ZM153 145V144H152ZM151 145V146H152ZM205 145V144H204ZM116 146V147H115ZM127 146V147H126ZM141 146V145H140ZM149 146V145H148ZM248 146V145H247ZM257 146V145H256ZM76 147V146H75ZM138 147V146H137ZM164 147V146H163ZM159 148V147H158ZM157 148V149H158ZM175 148V147H174ZM148 149V148H147ZM157 149H155V148H149L147 151H146V153L147 154H145V156L143 157V158H141V157H136V161L138 162V163H140L141 164V162H142V159H147L148 161H149V159L151 158H157L158 157V159H159V161H160V163L161 164H163V166H164V169H165V171L164 172H162V174L164 173V175H165V173L166 174H173V171H174V169L173 168H171L170 166H172V165H170V162H174V161H170V160H172L174 157L173 156H171L168 152H166L165 151V154H162V153H164L163 151L165 150V148H164V150L161 152V155H160V151L158 152V150ZM62 150V151H61ZM67 150V151H66ZM100 150V149H99ZM142 150V149H141ZM64 151H66V152H64ZM78 151V150H77ZM143 151V150H142ZM45 153V154H46ZM132 153V152H131ZM140 153V152H139ZM166 153H168V154H166ZM173 154H174V152H172ZM186 153V152H185ZM187 153H189V152H187ZM186 153V154H187ZM71 154V153H70ZM190 154V153H189ZM67 155V154H66ZM100 155V154H99ZM165 155H170L171 157H173L172 159H171V157L170 156H165ZM175 155V154H174ZM177 155L178 156H180L181 157V155H183V152H182V154L181 155H179L178 153H177ZM188 155V154H187ZM191 155V154H190ZM235 157H234V156ZM248 155V154H247ZM258 155V154H257ZM256 155V156H257ZM97 156H98V154H97ZM192 156V155H191ZM256 156H254V158L255 159H257L256 158ZM182 157H184V156H182ZM240 157V158H239ZM186 158H187V156H186ZM193 158V157H192ZM254 158L252 159V162H250V165H249V168H248V170H249V172L250 171H253L252 169H259V167H258V165L257 164H255V162H254ZM23 159V158H22ZM37 159V158H36ZM70 159H77V158H70ZM131 159V158H130ZM134 159V158H133ZM185 159V158H184ZM189 159V158H188ZM246 159V158H245ZM29 160H31V161H33V158H31V159H25V162H27V161H29ZM187 160V159H186ZM249 160V159H248ZM13 161H15V162H13ZM178 161V160H177ZM176 161V162H177ZM199 161V160H198ZM22 162H24V161H22ZM134 162V161H133ZM155 162V161H154ZM154 162H151V166L154 168V170H156L157 169V164H155ZM179 162V161H178ZM187 163H189V162H187ZM142 164H144V162L142 163ZM262 164V163H261ZM24 165V164H23ZM70 165V166H71ZM149 165H150V163H149ZM181 165V164H180ZM196 165H198V164H196ZM214 165V164H213ZM228 165V164H227ZM25 166V165H24ZM126 166V165H125ZM141 167L139 168V169H142V170H144V169H146V166H147V164H145L144 166H142V165H140ZM159 166V165H158ZM175 166V165H174ZM178 166H179V164H178ZM182 166V165H181ZM188 166H189V164H188ZM242 166V165H241ZM88 167V171L89 172H92L93 170H90V168ZM95 167V168H96ZM108 167H109V170H107L108 169ZM150 167V166H149ZM147 168V170H153V168L152 167H150V168ZM206 167H205V169H206ZM212 167V166H211ZM261 167H264V165L263 166H261ZM80 168V167H79ZM182 168V167H181ZM186 168H187V166H186ZM201 168V167H200ZM30 169V168H29ZM37 169V170H36ZM42 169V170H41ZM92 169V168H91ZM163 169V168H162ZM190 169V168H189ZM21 170H23L24 172H23V174H28L29 172L28 171H26L23 167L21 168ZM42 171V172H37V171ZM74 170H77V169H74ZM71 171V170H65L66 172H72V173H75V172H77V171ZM136 170V169H135ZM179 170V169H178ZM178 170H176L175 169V171H178ZM229 170H230V168H229ZM238 170V169H237ZM261 170V169H260ZM191 171V170H190ZM230 171H232L233 173H234V171H235V173H236V169L233 171V170H230ZM28 172V173H27ZM55 172H57V170L55 171ZM55 172H54V174H55ZM64 172V171H63ZM148 172V171H147ZM150 172V171H149ZM148 172V173H149ZM157 172V171H156ZM159 172V171H158ZM185 172V171H184ZM206 172H210V170H208V171H206ZM262 172V171H261ZM31 173V172H30ZM145 173V172H144ZM151 173V172H150ZM196 173H198V172H196ZM213 173V172H212ZM65 174V173H64ZM89 174V173H88ZM94 174V173H93ZM117 174V175H118ZM146 174V173H145ZM221 174H219V176H221ZM237 174H239V173H237ZM237 174H235L236 175V178L238 179V177H237ZM128 175V174H127ZM142 175V174H141ZM158 175V174H157ZM177 175V174H176ZM243 175V174H242ZM241 175V176H242ZM249 175V174H248ZM264 175V174H263ZM23 176H25V177H27L28 175H23ZM31 176V175H30ZM29 176V177H30ZM211 176V175H210ZM217 176V175H216ZM244 176V175H243ZM260 175H258V176H255V177H259ZM45 177V176H44ZM192 177V176H191ZM28 178V177H27ZM43 178V177H42ZM144 178H145V176H144ZM260 178H264V176H262L261 175V177ZM246 179V178H245ZM244 179V180H245ZM254 179V178H253ZM252 179V180H253ZM256 179V178H255ZM18 180V179H17ZM53 180H55V179H53ZM75 180H77V179H75ZM15 181V182H14ZM58 181V180H57ZM190 181H192L191 179H190ZM194 181V180H193ZM192 181V182H193ZM215 181H216V179H215ZM246 181L248 182V179H246ZM18 182H20L21 184H18ZM86 182V181H85ZM53 183V182H52ZM61 183V182H60ZM135 183H136V181H135ZM40 184V183H39ZM48 184V183H47ZM62 184V183H61ZM81 184H82V182H81ZM177 185V184H176ZM188 185V184H187ZM71 186V185H70ZM86 186V185H85ZM85 186H74L73 187V189H72V191H70V192H72V194H73V198H75V200H79L80 202H82V203H85L87 200H89V198H90V191H96V187H92L91 185V187H88V188H86ZM186 186V185H185ZM185 186H184V188H185ZM189 186V185H188ZM196 186V185H195ZM215 187V186H214ZM233 187V186H232ZM187 188V187H186ZM220 188V187H219ZM104 189H108L107 187H104ZM114 189V187H110V189H108V191L109 190H113ZM116 189H118V191H120L122 194H124L123 192L124 191H126L127 190V188H124V185H120V187H118V188H116ZM115 189V190H116ZM165 189V188H164ZM216 189V188H215ZM214 189V191H206V192H203L202 191V193H201V191H200V198L204 201L205 200V205H207L209 208H211V209H213V210H218L222 215H223V219L224 220H228V221H230L231 220V223H233V224H235L236 223V218H234V217H231L233 214H231V212L229 211L228 213H226V209H227V206H228V204H230V205H232V206H236V203L238 204H240V205H243V207H241V208H239L240 210V212H238L239 214H241L242 216L243 215H245L246 217H248V216H250V218L251 217H253V221L255 220V210H257V216H256V220H259L260 219V217H263L264 216V201H261V203H259L258 204V198L254 195V193L252 194V192H250L251 194H239V192H238V194L239 195H235V193L233 194V196H232V198L230 197V196H228V198H224V195H226V194H224V193H222V192H220V191H218V190H215ZM232 189V188H231ZM170 190V189H169ZM191 190V189H190ZM190 190H188L187 192H188V194L190 193ZM236 190V189H235ZM37 191V190H36ZM173 191V190H172ZM197 191V190H196ZM41 192V191H40ZM115 192V191H114ZM186 192V193H187ZM244 192V191H243ZM116 193V192H115ZM195 193V192H194ZM245 193H246V191H245ZM35 194V193H34ZM39 194V193H38ZM177 194V193H176ZM199 194V193H198ZM196 195V194H195ZM256 195H258V194H256ZM123 196V195H122ZM185 196V195H184ZM31 197V196H30ZM35 197V196H34ZM33 198V197H32ZM41 198V197H40ZM39 198V199H40ZM92 198V197H91ZM95 198V197H94ZM186 198V197H185ZM244 198H246L247 199V201H245V202H243L242 203V200H244ZM264 198V197H263ZM36 199V198H35ZM188 199H190V198H188ZM222 199H224L225 201H226V203L227 204H222V203H220V200H222ZM261 199H262V197H261ZM41 200V199H40ZM93 200V199H92ZM187 200V199H186ZM38 201V200H37ZM38 202H40V201H38ZM189 202H190V200H189ZM192 202H193V200H192ZM195 202V201H194ZM193 202V203H194ZM201 202V201H200ZM73 203V202H72ZM88 203V202H87ZM152 203V205L150 206V204L147 206L148 208L150 207V208H153V209H155V210H157V214H158V217L156 218V219H158L159 220V222H161V224L164 226H166V227H171V225L173 224V222H175L174 221V218L173 217H170V215L169 216H167L166 215V213H169L168 211H167V209L166 208H168V207H166V208H164L163 206H160V205H158V203L157 202H155V201H152L151 202ZM195 203H197V202H195ZM40 204V203H39ZM92 204V203H91ZM147 204V203H146ZM177 204H179V202L177 203ZM204 204V203H203ZM261 204V205H260ZM186 205V204H185ZM192 205V204H191ZM2 206V205H1ZM36 206H38V205H36ZM175 206V205H174ZM179 206V205H178ZM193 206V205H192ZM194 206H196V205H194ZM9 207L11 208V209H9ZM40 207H43V206H40ZM83 208H87V207H83ZM83 208H80V209H83ZM180 208L181 209H185L186 210V208H187V210H189L188 208H190V206H183V207H181V205H180ZM179 208V209H180ZM90 210H92L93 211V213H94V217H93V219L91 220V221H81V222H91L92 224H93V222L95 221V220H98V219H96L97 217H96V212L92 209V208H89ZM177 210H178V208H176ZM151 211H152V209H150ZM154 210V211H155ZM210 210V209H209ZM212 210V211H213ZM230 210V209H229ZM237 210V209H236ZM259 210V211H258ZM197 211V213L198 212H202L203 213V215H198L197 214V218H198V220H195L196 222H195V224L198 226H195L198 230H204V228L202 227L203 226V218H204V216H206V211H204V210H196ZM53 212V211H52ZM156 212V211H155ZM171 212V211H170ZM215 212V211H214ZM237 212V211H236ZM6 213V214H5ZM29 212L27 211V212H25L24 214H23V216L22 217H24L25 218V220H20V222H19V225L20 226H22L23 228H26V229H28L29 227H32V225H35V223H34V221H33V219L31 218L32 216H33V213H32V215L31 214H28ZM76 213V212H75ZM173 213V212H172ZM171 213V214H172ZM111 214H115V212L114 211H111ZM162 214H163V216H162ZM177 215V214H176ZM176 215H174L175 217H176ZM78 216V215H77ZM99 216V215H98ZM101 216V215H100ZM173 216V215H172ZM109 217V216H108ZM246 217H245V219H246ZM4 218V217H3ZM33 218H35V216L33 217ZM36 218H37V216H36ZM178 218V217H177ZM191 218V217H190ZM38 219V218H37ZM155 219V220H156ZM178 219H180V218H178ZM183 219V218H182ZM10 220V221H9ZM40 220V225L42 224H44L45 222L46 223H48L47 221H48V219L46 220H44V219H39ZM77 220V219H76ZM80 220V219H79ZM188 220V219H187ZM241 220V219H240ZM264 220V219H263ZM6 221V222H7ZM29 221H31L32 222V224L29 222ZM93 221V222H92ZM99 221V220H98ZM107 221V220H106ZM193 221V220H192ZM80 222V221H79ZM100 223H101V221H99ZM157 222V221H156ZM186 222V221H185ZM264 222V221H263ZM38 223V224H39ZM50 223V222H49ZM54 223V222H53ZM96 223V222H95ZM253 223V222H252ZM5 224V223H4ZM92 224H90V225H92ZM0 225H2L1 223H0ZM53 225V224H52ZM95 225V224H94ZM96 225H97V223H96ZM102 225V224H101ZM248 225V224H247ZM264 225V224H263ZM98 226H100V225H98ZM184 226V225H183ZM232 226V225H231ZM257 226H258V224H257ZM261 226V225H260ZM56 227V229H58L59 230V228L62 230L63 229V227H57V226H55ZM97 227V226H96ZM111 227V226H110ZM237 227H238V225H237ZM236 227V228H237ZM242 227V226H241ZM249 227V226H248ZM247 227V228H248ZM99 228H101V227H99ZM185 228V227H184ZM250 228H251V226H250ZM249 228V229H250ZM229 229V228H228ZM254 229V228H253ZM259 229V228H258ZM261 229V228H260ZM25 230V229H24ZM57 230V231H58ZM60 230V231H61ZM95 230V229H94ZM101 230H103L102 228H101ZM181 230V229H180ZM196 230V229H195ZM230 230V229H229ZM232 230V229H231ZM3 231H6V230H4L3 228H0V234H1V232H3ZM66 231V230H65ZM72 231V230H71ZM197 231V230H196ZM221 231V230H220ZM242 231H244V233H245V230H242ZM258 231V230H257ZM262 231V230H261ZM103 232H105V231H103ZM231 232V231H230ZM248 232V231H247ZM199 233H201V232H199ZM198 233V234H199ZM243 233V232H242ZM243 233V234H244ZM261 234V233H260ZM48 235V234H47ZM84 235V234H83ZM134 235L142 242V243H144L146 246H148V248H151L152 250H154V249H159L160 251L161 250H164V252H166V253H171L172 252V250L173 249H171V247H169V246H167L166 244H164L163 242H161V241H159V240H157L154 236H151V235H149V234H146L145 232H142V231H137V232H134ZM228 235V239H229V241H234V242H236V238H238L237 236H236V231H232L231 233H229V234H227ZM240 235H241V233H240ZM13 237V236H12ZM23 237V236H22ZM86 237V236H85ZM249 237V236H248ZM47 238V237H46ZM73 238V237H72ZM92 238V237H91ZM247 237H245L244 239H246ZM253 238L256 240H254L253 239V241L254 242H258V239H259V237H257V234H256V236L253 234ZM89 239V238H88ZM240 239V238H239ZM238 239V240H239ZM244 239H243V241H244ZM18 240V239H17ZM74 240V239H73ZM93 240H95V242L97 243V244H99L100 245V242L101 241H99V240H96V239H93ZM129 240V239H128ZM134 240V239H133ZM241 240V239H240ZM260 240V239H259ZM8 242H10V240H7ZM67 241V240H66ZM59 242V241H58ZM264 242V241H263ZM232 243V242H231ZM252 243V242H251ZM55 245V244H54ZM259 245H261V244H259ZM50 247H51V245H49ZM49 246H48V248H49ZM53 246V245H52ZM196 248H202V249H204L205 250V252H206V254H204L203 255V257L205 258V257H207V255L208 256H210V255H214V254H216V255H220V257H224L223 256V252H222V256H221V251L226 247L225 245H220V244H204V245H200V246H198V245H194ZM62 247V246H61ZM70 247V246H69ZM54 248V247H53ZM67 248V247H66ZM259 248V247H258ZM263 248V247H262ZM50 249V248H49ZM52 249V248H51ZM58 249V248H57ZM60 249V248H59ZM63 249V248H62ZM73 249V248H72ZM175 249V248H174ZM235 249H236V247H235ZM16 250H18V249H16ZM66 250V249H65ZM81 250V249H80ZM260 250V249H259ZM12 251V250H11ZM85 251V250H84ZM149 251V250H148ZM196 251H199V250H196ZM228 251H229V249H228ZM50 252V251H49ZM48 252V253H49ZM52 252V251H51ZM54 252V251H53ZM157 252V251H156ZM61 253V252H60ZM71 253L72 252H70V250L67 252V251H65V253H61L60 255V257H62V258H70V257H76V259L78 260H80V262H82V263H85V264H87V262L89 261V259L87 258V259H83V258H78V254H75V253H73L72 255H71ZM149 253V252H148ZM155 253V252H154ZM179 252H176L175 250H173V255H175L176 257H179V258H181V260H183V259H185L186 260V256H184V257H181V256H183L182 254H181V256H180V254H178ZM15 254V253H14ZM51 254V253H50ZM82 254H84V253H82ZM87 254V253H86ZM90 254V253H89ZM160 254V253H159ZM246 254V253H245ZM251 254V253H250ZM12 255V254H11ZM52 255V254H51ZM55 255V254H54ZM94 255H95V257H93V259H95V261L96 262H94V264H143L142 262H139V261H134L133 259H131V258H127L128 257V254H126L125 252H124V250H123V247H122V245H118V244H114V243H105V244H103L102 243V245H101V247H99V246H96V250L94 251ZM200 255V254H199ZM19 256V255H18ZM84 256V255H83ZM194 256V255H193ZM248 256V255H247ZM250 256V255H249ZM251 256H253V255H251ZM10 257V256H9ZM26 257V256H25ZM59 257V258H60ZM169 257H171V256H169ZM211 257V256H210ZM49 258V257H48ZM61 258V259H62ZM93 259H92V261H93ZM225 259V258H224ZM57 260V259H56ZM78 260V261H79ZM90 260H91V258H90ZM204 260V259H203ZM211 259L209 258V260L208 261H210ZM191 261V263H189V260H186V262H185V264H199V263H195V261H192V260H190ZM3 262H5V264H20L19 262H18V260L17 261H15V260H13V261H3ZM90 262V261H89ZM89 262H88V264H89ZM223 262H224V260L222 261V262H220V263H218V264H223Z\"/></svg>",
    "mask_w": 264,
    "mask_h": 264
},
{
    "label": "water",
    "instance_id": "obj_3",
    "mask_svg": "<svg viewBox=\"0 0 264 264\" xmlns=\"http://www.w3.org/2000/svg\"><path fill=\"white\" fill-rule=\"evenodd\" d=\"M190 8V4L185 1L176 2V4L168 10L167 19H170L176 13L184 12ZM73 23L81 24L86 21L87 15L85 13H79L73 16ZM77 49L81 48V43H77ZM31 66L34 62H30ZM13 145H16L22 154L33 152L38 150L42 144V134L34 125H29L24 136H15L11 140ZM198 215H203L202 212H198ZM80 219L84 221H91L94 217V213L89 208H83L79 211ZM34 264H37V259L34 258Z\"/></svg>",
    "mask_w": 264,
    "mask_h": 264
}]
</instances>
